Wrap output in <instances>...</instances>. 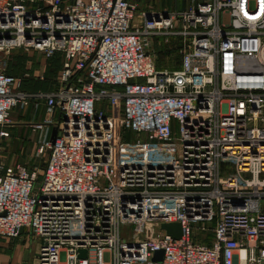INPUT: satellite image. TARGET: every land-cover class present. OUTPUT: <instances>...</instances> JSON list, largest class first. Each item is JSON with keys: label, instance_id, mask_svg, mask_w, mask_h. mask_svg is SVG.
<instances>
[{"label": "built area", "instance_id": "obj_1", "mask_svg": "<svg viewBox=\"0 0 264 264\" xmlns=\"http://www.w3.org/2000/svg\"><path fill=\"white\" fill-rule=\"evenodd\" d=\"M137 1L0 0V56H64L58 90L39 95L45 168L0 162V238L27 229L37 264H260L264 0H189L134 24ZM160 35L181 41L178 69L147 51ZM17 83L0 68V137L34 96ZM128 131L148 140L129 143ZM128 225L139 234H123Z\"/></svg>", "mask_w": 264, "mask_h": 264}, {"label": "crops", "instance_id": "obj_2", "mask_svg": "<svg viewBox=\"0 0 264 264\" xmlns=\"http://www.w3.org/2000/svg\"><path fill=\"white\" fill-rule=\"evenodd\" d=\"M187 5L188 4L186 3L185 6L178 11L185 10ZM164 7H166L164 9L173 10L168 8V6ZM12 59H14L16 63L11 62L8 74L18 79V83L14 86L15 91L34 94L29 103L23 107L24 111L18 117L20 122L29 119V121L23 123L28 124L26 126L27 129L31 128L29 135H33L36 138V142L35 140L30 142L34 145L32 146L34 152L37 146V141H40L41 136L43 135V130L39 128L35 129L36 127L34 125L39 123L44 124L48 118L46 109L47 100L45 97L39 95L49 94L58 90L64 56L62 53H56L53 57L47 58L38 51L30 50L29 52L22 53L17 51L13 54ZM17 107L14 108L15 111L13 109L14 115L17 114ZM60 115V111L57 110L55 118L59 119ZM45 128H48V138L51 139L54 126L45 125ZM6 137H0L1 147H3V139H6ZM0 162H3V160L0 159ZM37 245L38 239H36V237L27 229H23L21 235L17 238H0V264H24V257L27 250H29L28 264H37L34 256Z\"/></svg>", "mask_w": 264, "mask_h": 264}, {"label": "rangeland", "instance_id": "obj_3", "mask_svg": "<svg viewBox=\"0 0 264 264\" xmlns=\"http://www.w3.org/2000/svg\"><path fill=\"white\" fill-rule=\"evenodd\" d=\"M137 3L138 7L133 21L134 24H139L142 22L143 13L148 9L154 10L156 8L155 10H163L166 8L164 6H168L170 9L180 10L185 6L186 3H189V0H139ZM146 43V49L155 56V61L158 68H169L174 70L180 67L182 55L181 41L179 38L165 37L160 35L158 37L150 38ZM17 51L22 53L29 52L30 50L27 51L24 49H19L13 51L9 57H6L3 55V53L0 56V68H5L7 73L9 72L11 62L16 63L12 57ZM106 106V103L101 104V107L103 108H106ZM16 109L17 114L14 115L15 109L14 111L12 110L8 124L3 128L8 133V136L6 139H3V147L0 146V159L3 160L2 163H4L5 166L23 165L31 169H37L41 173L46 165V162L48 161L49 151L48 149H44V151L39 152L40 143L38 140L35 151L33 152L34 148L32 149V146L34 145L30 142L33 140L36 142V138L33 135H29L31 128L27 129L26 126L28 124L23 123L29 121V119H25V121L20 122L18 117L24 110L21 105H19ZM124 135V140L129 143H137L138 140L141 143H144L148 140V136L145 133H134L133 131H128L127 133L125 132ZM166 150L167 155L173 157L177 153V145H169ZM40 178L42 179V177ZM40 181L36 183V186L40 184ZM122 232L126 236L139 234L134 225L122 226ZM208 236L211 238V231L209 232Z\"/></svg>", "mask_w": 264, "mask_h": 264}, {"label": "water", "instance_id": "obj_4", "mask_svg": "<svg viewBox=\"0 0 264 264\" xmlns=\"http://www.w3.org/2000/svg\"><path fill=\"white\" fill-rule=\"evenodd\" d=\"M57 135H59L58 129L54 127L53 132H52V137H51L53 142L55 141ZM161 229L165 230L167 234L171 235L172 237L176 239L181 238L184 232L182 224L180 222H163L161 223ZM163 254H164L163 250L156 251L154 260H158V261L162 260ZM86 255H87V251L85 249H81L80 257H85ZM28 260H29V250H27L25 253L24 264H28ZM260 264H264V261H262Z\"/></svg>", "mask_w": 264, "mask_h": 264}, {"label": "bare ground", "instance_id": "obj_5", "mask_svg": "<svg viewBox=\"0 0 264 264\" xmlns=\"http://www.w3.org/2000/svg\"><path fill=\"white\" fill-rule=\"evenodd\" d=\"M244 253V252H243Z\"/></svg>", "mask_w": 264, "mask_h": 264}]
</instances>
